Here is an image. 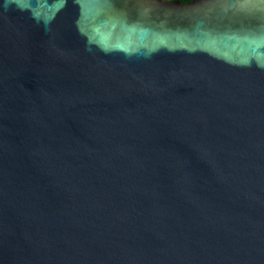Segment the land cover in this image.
<instances>
[{"label": "water", "instance_id": "water-1", "mask_svg": "<svg viewBox=\"0 0 264 264\" xmlns=\"http://www.w3.org/2000/svg\"><path fill=\"white\" fill-rule=\"evenodd\" d=\"M0 264H264V0H0Z\"/></svg>", "mask_w": 264, "mask_h": 264}, {"label": "trees", "instance_id": "trees-1", "mask_svg": "<svg viewBox=\"0 0 264 264\" xmlns=\"http://www.w3.org/2000/svg\"><path fill=\"white\" fill-rule=\"evenodd\" d=\"M181 2H189V1H193V0H180Z\"/></svg>", "mask_w": 264, "mask_h": 264}]
</instances>
